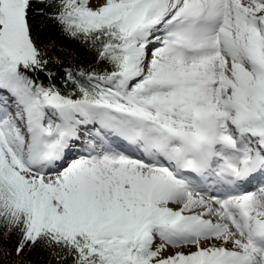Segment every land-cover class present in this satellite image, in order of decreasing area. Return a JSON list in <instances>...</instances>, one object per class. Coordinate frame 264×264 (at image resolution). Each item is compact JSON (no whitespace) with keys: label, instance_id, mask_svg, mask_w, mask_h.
<instances>
[{"label":"snow or ice","instance_id":"snow-or-ice-1","mask_svg":"<svg viewBox=\"0 0 264 264\" xmlns=\"http://www.w3.org/2000/svg\"><path fill=\"white\" fill-rule=\"evenodd\" d=\"M37 249L264 264V0H0V264Z\"/></svg>","mask_w":264,"mask_h":264},{"label":"trees","instance_id":"trees-1","mask_svg":"<svg viewBox=\"0 0 264 264\" xmlns=\"http://www.w3.org/2000/svg\"><path fill=\"white\" fill-rule=\"evenodd\" d=\"M38 24L43 23L44 26L41 31V39H48V38H57L60 39L61 43L69 46V47H77L73 42L64 40L59 37V33L57 29L55 28L54 24L51 22H43L41 17H37ZM81 51V59L84 62H87L90 59V55L88 53H84L83 50ZM31 259L34 261V264H44V262L48 259L46 253L41 252L39 249L34 251L31 255Z\"/></svg>","mask_w":264,"mask_h":264}]
</instances>
